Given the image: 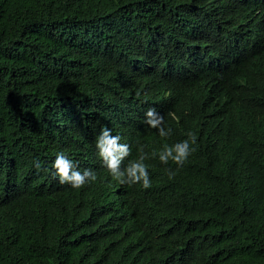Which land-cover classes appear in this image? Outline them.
<instances>
[{"label": "trees", "instance_id": "trees-1", "mask_svg": "<svg viewBox=\"0 0 264 264\" xmlns=\"http://www.w3.org/2000/svg\"><path fill=\"white\" fill-rule=\"evenodd\" d=\"M59 152L97 179L61 185ZM0 264H264V0H0Z\"/></svg>", "mask_w": 264, "mask_h": 264}, {"label": "clouds", "instance_id": "clouds-1", "mask_svg": "<svg viewBox=\"0 0 264 264\" xmlns=\"http://www.w3.org/2000/svg\"><path fill=\"white\" fill-rule=\"evenodd\" d=\"M168 115L173 120L178 119L175 113L170 112ZM145 117V123L150 128L157 129L159 136L168 137L171 135V129L163 127V116L157 113L154 108H149L145 113ZM186 136L187 139L171 146H164L158 154L159 161L162 164H168L171 161L179 169L187 162L189 156L196 151L194 145L197 143V136L191 131L187 132ZM120 139V136H113L110 129L106 127L101 129L99 136L96 138L95 147L104 167L122 185L140 184L143 189L150 188L151 181L148 175V166L144 163L148 158L147 155L141 154L137 160L131 161L123 171L120 170L122 162L130 155L129 146L121 144ZM152 155L155 156L156 153ZM34 164L37 169L41 167L38 160L34 161ZM51 167L54 170V177H58V182L61 185L69 184L73 189H80L86 183L94 182L97 179L96 174L91 170L86 169L83 172L77 170L76 164L64 152L57 153ZM165 171L169 179L174 178L176 175V172L170 169H165Z\"/></svg>", "mask_w": 264, "mask_h": 264}, {"label": "bare ground", "instance_id": "bare-ground-1", "mask_svg": "<svg viewBox=\"0 0 264 264\" xmlns=\"http://www.w3.org/2000/svg\"><path fill=\"white\" fill-rule=\"evenodd\" d=\"M173 227V226H172Z\"/></svg>", "mask_w": 264, "mask_h": 264}]
</instances>
